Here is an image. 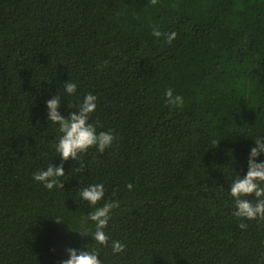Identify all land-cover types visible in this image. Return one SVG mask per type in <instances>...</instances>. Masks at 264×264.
<instances>
[{
    "label": "trees",
    "instance_id": "obj_1",
    "mask_svg": "<svg viewBox=\"0 0 264 264\" xmlns=\"http://www.w3.org/2000/svg\"><path fill=\"white\" fill-rule=\"evenodd\" d=\"M68 79L98 97L91 122L115 141L64 162L49 191L32 173L61 163L45 101ZM256 134L264 0H0V264L96 247L73 228L90 210L76 191L98 182L120 201L105 231L127 246L102 249L105 264H264V220L234 217L228 194Z\"/></svg>",
    "mask_w": 264,
    "mask_h": 264
},
{
    "label": "clouds",
    "instance_id": "obj_2",
    "mask_svg": "<svg viewBox=\"0 0 264 264\" xmlns=\"http://www.w3.org/2000/svg\"><path fill=\"white\" fill-rule=\"evenodd\" d=\"M150 35L156 39L163 37L171 43L177 33H164L158 27H153ZM77 88L78 84L68 79L63 82L62 93L58 92L45 101L47 123L55 127L58 133L52 148L61 163L57 165L51 162L46 168L37 169L32 173V181L49 191L64 188L61 179L65 176L64 162L69 159L79 160L80 155L91 148L102 154L106 149H110L115 141L112 130L98 131V126L91 122L98 97L87 93L80 99ZM164 96L170 104L179 105L181 102L180 96L173 97L171 88L165 91ZM64 97H76L75 104L67 99V108H74L67 115L59 110ZM251 138L255 146L248 151L247 170L243 175H235L228 187V194L233 201L234 217L241 220H264V159H258L264 156V134H256ZM127 188L131 190L132 185L128 184ZM105 191L102 182L88 184L76 191L79 200L86 202L90 210L81 217L79 226L73 229L81 235L91 236L96 247H68L65 249L67 258L62 259L60 264H105L102 249H110L113 260H118L126 253V244L120 240H110L105 231L112 219L113 210L120 207L119 200L105 199Z\"/></svg>",
    "mask_w": 264,
    "mask_h": 264
}]
</instances>
